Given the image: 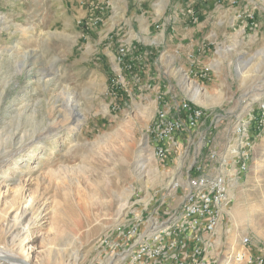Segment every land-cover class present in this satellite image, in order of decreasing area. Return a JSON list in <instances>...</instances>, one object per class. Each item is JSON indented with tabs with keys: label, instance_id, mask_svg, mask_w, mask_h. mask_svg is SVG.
<instances>
[{
	"label": "rangeland",
	"instance_id": "obj_1",
	"mask_svg": "<svg viewBox=\"0 0 264 264\" xmlns=\"http://www.w3.org/2000/svg\"><path fill=\"white\" fill-rule=\"evenodd\" d=\"M188 1L183 9L195 17L202 2ZM202 1L237 8L209 47L202 74L211 79L189 75L202 90L180 75L166 79L178 104L203 108L212 132L197 123L180 145L173 135L161 159L150 134L158 82L134 70L145 51L150 61L158 54L143 45L148 29L138 21L175 0H0V251L7 258L133 264L136 247L158 237L160 264L173 254L187 255L185 264H247L234 261L246 239L252 257L264 255V0ZM129 38L130 46L120 42ZM46 127L53 129L42 133ZM218 174L227 206L212 232L191 229L186 180ZM24 194L33 206L21 242L25 230L7 233L4 219ZM194 246L203 261L191 259Z\"/></svg>",
	"mask_w": 264,
	"mask_h": 264
},
{
	"label": "crops",
	"instance_id": "obj_2",
	"mask_svg": "<svg viewBox=\"0 0 264 264\" xmlns=\"http://www.w3.org/2000/svg\"><path fill=\"white\" fill-rule=\"evenodd\" d=\"M177 1L178 0H175L172 6L165 5V7L160 10V13L155 14V17L150 21H142V19L138 21L139 25H144V27L148 29L145 34L146 37L143 45H145L147 49L150 48V50H155V53L158 54L150 61L148 53L145 51V64H143V67H140L143 58H140V60H138V66L134 67L137 77L143 75L144 78L152 81L156 80V82H158L157 87L153 89V99H151V102L155 104V113L160 107L161 101L171 110V113L177 112L176 109L179 104L175 97L176 94L174 95V93H172L173 85L170 82V84H168L166 76H169L173 80L180 75L181 81L183 80L184 83L187 82V84L191 82L189 80V75L201 78L196 79V81L204 80L208 82L211 79L209 73L204 72V74H202L203 69L208 70L210 68V63H206L209 47L213 44L215 38L223 33H220L219 29L221 28L223 30L226 24L231 23L233 16H235L237 12L236 7L207 4L208 2L204 3L201 0L200 2L203 4L200 3L195 6L194 13L196 14L195 17H192L183 9L184 6L181 2L184 3L185 0H179V4ZM186 2L187 6H189L190 2L188 0H186ZM75 10L78 14L80 11L82 12L77 6H75ZM167 10L169 13H166ZM85 17L87 18L86 13L83 15L84 19H86ZM130 29H132V27ZM128 31L129 30L126 32ZM120 42L130 46V44L133 43V39H122ZM149 53H151V51H149ZM118 59L120 60L119 57ZM180 61L183 62V66H179ZM181 73H184V75ZM163 82L167 85L163 84ZM192 83L195 85V88L202 90L197 82L192 81L190 84ZM186 100L189 101L187 98ZM200 109L203 112V108L200 107ZM206 117L207 115L203 113L198 121L197 127L200 129L204 126L201 132L206 130L212 132V128L207 124ZM192 132L193 130L191 131L190 129L184 128L183 131L177 134V143L180 145L181 142H179V140H188L193 134ZM199 138H202V135H200ZM236 166L237 164L235 165V169H237ZM175 180L179 181L180 179Z\"/></svg>",
	"mask_w": 264,
	"mask_h": 264
},
{
	"label": "bare ground",
	"instance_id": "obj_3",
	"mask_svg": "<svg viewBox=\"0 0 264 264\" xmlns=\"http://www.w3.org/2000/svg\"><path fill=\"white\" fill-rule=\"evenodd\" d=\"M230 1H234V0H230ZM120 51H122V49ZM187 103H185V104L189 108H193L194 111L198 115H194V117H192V120H188V114H179V121H186V123L181 124L180 131H182L184 128H187V129L194 128L197 125V123H199L197 120L203 115V113L200 109L192 107ZM179 105H181V104L179 103ZM163 117H167V123H163ZM153 121H154L153 122L154 127H159V130H151L150 131L152 143L154 144L153 151H154V154L157 156V158L159 157L162 159L166 156V153L168 151V148L166 147L165 144H166V142H169V134H174L175 130L177 129V125H178L177 112L171 113V110L167 106H165L163 103H161L160 107L156 111L155 119ZM52 129L53 128L46 127L43 129L42 133L43 132L48 133V132L52 131ZM242 153L243 154H241V161H239L240 162L239 168H241V169H239V170L244 171L246 169L245 153H248V151L247 152L244 151ZM197 179L200 180L201 183L210 182V176H208V177H197ZM186 185H187V183H186ZM26 198H27V195L24 194L22 204L19 205V207L15 210L13 217H11V218L7 217L4 219V223L6 225L7 233H10L12 230L18 229L21 227L23 230H25L26 235L21 242H25L29 237L28 235L30 232V229H29L30 225H28L29 223L23 225V221L25 220V218L28 214V209L31 206H33L32 200H27ZM221 200H225V202H221ZM227 200H228V195H227V190H226L225 178H224V176L219 175V174L215 175V187H214V194H213V209H215V211H209L210 220H217V211L224 210V205L227 206L226 205ZM185 214L187 217H191V208H185ZM217 222H219V221H215V223H213L211 231H210V226L201 225V224H193V229H196L197 227L202 226L203 230L208 231V232H212L214 230V228L216 227ZM18 245H19V243H18ZM21 245H22V243H21ZM21 245L19 246L20 250L22 249ZM146 248H147V244L138 245L136 247V249L133 251V256H141V254H143V252L146 250ZM2 252L3 251L1 250L0 251V259L1 260L3 259L4 260L3 262L7 261L8 264H11L12 262L18 261L19 264H28L25 261V259H23V258H26L25 255H22L23 256L22 259L17 258L14 261L11 258H7V256H10V255H7L6 252H3V253ZM1 254H2V256H1ZM241 254H242V252H238L234 255V261L235 262H239V261L243 262L245 260L247 262V259H241ZM131 258H132V255H131ZM231 263H232L231 260H227V262L225 264H231ZM171 264H179V263H171Z\"/></svg>",
	"mask_w": 264,
	"mask_h": 264
},
{
	"label": "built area",
	"instance_id": "obj_4",
	"mask_svg": "<svg viewBox=\"0 0 264 264\" xmlns=\"http://www.w3.org/2000/svg\"><path fill=\"white\" fill-rule=\"evenodd\" d=\"M176 110H177L178 125H177V129L175 130V133L169 134V141H173V135L175 136V134L180 132L181 124L186 123V121H179V114H188V120H192V117H194V115H198L193 108H189L185 103L178 105V108ZM261 115H262L261 122H263L264 121L263 110L261 112ZM163 123H167V117H163ZM151 130H159V127H154L153 124ZM247 156L248 153L247 154L245 153V159H247ZM186 183H187V193H186L187 204L185 208H191V217H188L189 218L188 224L190 228L193 229V224H201V225L210 226V231H211L213 223H215V221H219L220 214L222 212V211H217V220H210L209 211H215V209H213L215 175L210 176V182L208 183H201L200 180L196 178V176L192 178H187ZM221 202H225V200H221ZM133 234H134V229L130 230L127 233V236H133ZM195 236L198 237V233H195ZM158 240L159 237L157 238L156 241ZM156 241H148L147 248L143 252V254H141V256H133V252H132L131 261L133 262V264H143L144 260L148 261L147 258L152 259L150 262H154V264L159 263L157 260L160 257V252L162 248L157 246ZM247 243H248V239H246V241H243L244 251L241 254V259H247V264H264V255L258 254L255 257H252L251 254L247 252V249L245 248V245ZM173 244L174 243H171L170 245L173 246ZM200 254L201 253H198V248L194 246L193 252L191 253L190 257L191 259H195L196 261L201 262L203 261V257H200L199 259V256H201ZM186 259H188L187 255L180 254L179 256H177L173 254L170 257L169 261H167V264H171V263L184 264V260ZM127 264L129 263L127 262Z\"/></svg>",
	"mask_w": 264,
	"mask_h": 264
}]
</instances>
